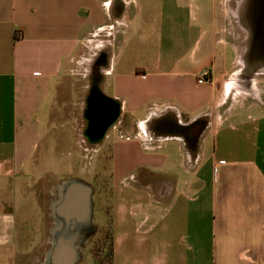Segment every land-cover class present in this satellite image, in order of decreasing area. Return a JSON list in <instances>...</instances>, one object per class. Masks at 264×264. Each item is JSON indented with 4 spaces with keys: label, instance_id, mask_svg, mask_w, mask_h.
Masks as SVG:
<instances>
[{
    "label": "crops",
    "instance_id": "obj_1",
    "mask_svg": "<svg viewBox=\"0 0 264 264\" xmlns=\"http://www.w3.org/2000/svg\"><path fill=\"white\" fill-rule=\"evenodd\" d=\"M239 54L261 56L251 86ZM260 141L264 0H0V264L45 260L61 182L90 185L95 211V191L153 196L175 165L191 176L160 225H119L111 264H264Z\"/></svg>",
    "mask_w": 264,
    "mask_h": 264
},
{
    "label": "rangeland",
    "instance_id": "obj_2",
    "mask_svg": "<svg viewBox=\"0 0 264 264\" xmlns=\"http://www.w3.org/2000/svg\"><path fill=\"white\" fill-rule=\"evenodd\" d=\"M197 57L203 58V55L197 54ZM260 57L261 56L256 54L237 55V66L243 67L242 71H240L241 74L238 77H240V81L243 80L242 83H244V85L251 86L250 84L253 83L252 81L257 79L258 60ZM244 85L242 86L240 84L241 88L243 87V90H249V88ZM90 99L91 97H89L88 103H90ZM260 142L264 145L263 141ZM176 161L178 163L180 159H177ZM56 165V169L60 167L62 170L57 174L58 178H65L68 176L67 171L64 170L65 167H63V164ZM106 172L107 170L104 171V173ZM170 172L172 173H170L172 176H169L168 171L166 170L158 179H156V190L153 196L149 193L138 194L130 190H125L124 192L117 191V198H119V196L124 198L122 204H114V198H108L110 195V191L108 190L104 193L95 191V211H93L92 226L95 225L98 227L99 234L97 237L98 239H101V242L96 246L87 248L85 245L83 248L84 250L87 249V252L84 256V250H80L82 260L79 264H111L114 233L119 225L126 226L128 231H133L132 229L137 228V231H139L138 233L140 234H143L153 225L155 227L160 225L163 209L165 207H170V199L168 197H170L171 193H175L171 192V189L174 187L178 190L182 180L188 179V177L191 176L187 169L180 168L178 165H175ZM71 175L79 176V173L76 170V172ZM94 186L97 187L98 184L94 183ZM162 188L165 191L164 194L161 195ZM100 195H104L105 197L102 198ZM118 201H120V199ZM171 204L174 205V203ZM114 205L118 206L116 217L123 219L124 222L114 223ZM189 207L192 206L189 204ZM130 227L132 228L131 230ZM142 237L144 236L142 235ZM43 262L44 261L42 260L37 264H42Z\"/></svg>",
    "mask_w": 264,
    "mask_h": 264
},
{
    "label": "water",
    "instance_id": "obj_3",
    "mask_svg": "<svg viewBox=\"0 0 264 264\" xmlns=\"http://www.w3.org/2000/svg\"><path fill=\"white\" fill-rule=\"evenodd\" d=\"M90 97V136L101 139L114 119L100 118L99 106L93 99L96 98L95 91ZM104 108L108 113L109 109ZM92 197V187L81 180H67L56 186V198L51 203V216L55 225L50 229L51 244L42 264L80 263V250H84L92 230Z\"/></svg>",
    "mask_w": 264,
    "mask_h": 264
},
{
    "label": "flooded vegetation",
    "instance_id": "obj_4",
    "mask_svg": "<svg viewBox=\"0 0 264 264\" xmlns=\"http://www.w3.org/2000/svg\"><path fill=\"white\" fill-rule=\"evenodd\" d=\"M95 207V205H94ZM99 234V229L97 226L93 225L90 235L88 236V243L86 244L87 247L96 246L99 242H101L100 238L98 239L97 235ZM87 249L84 250V256L86 255Z\"/></svg>",
    "mask_w": 264,
    "mask_h": 264
},
{
    "label": "built area",
    "instance_id": "obj_5",
    "mask_svg": "<svg viewBox=\"0 0 264 264\" xmlns=\"http://www.w3.org/2000/svg\"><path fill=\"white\" fill-rule=\"evenodd\" d=\"M208 76H209V74H208L207 72L202 73V74L199 76L198 83H199V84H203L205 81L208 80Z\"/></svg>",
    "mask_w": 264,
    "mask_h": 264
}]
</instances>
